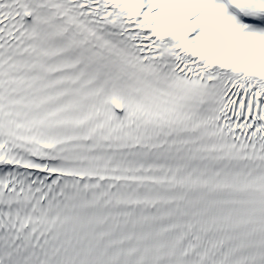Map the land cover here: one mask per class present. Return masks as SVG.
I'll return each mask as SVG.
<instances>
[{
	"label": "snow or ice",
	"instance_id": "6c2138e0",
	"mask_svg": "<svg viewBox=\"0 0 264 264\" xmlns=\"http://www.w3.org/2000/svg\"><path fill=\"white\" fill-rule=\"evenodd\" d=\"M0 264H264V0H0Z\"/></svg>",
	"mask_w": 264,
	"mask_h": 264
}]
</instances>
